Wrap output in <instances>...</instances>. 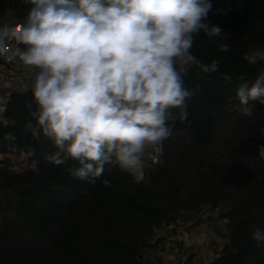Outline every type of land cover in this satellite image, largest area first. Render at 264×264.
I'll use <instances>...</instances> for the list:
<instances>
[{
    "label": "trees",
    "instance_id": "trees-1",
    "mask_svg": "<svg viewBox=\"0 0 264 264\" xmlns=\"http://www.w3.org/2000/svg\"><path fill=\"white\" fill-rule=\"evenodd\" d=\"M210 2L207 22L226 39L201 33L191 51L217 68H189L187 119L169 121L171 135L139 183L119 165L106 164L89 182L69 173L71 159L48 162L52 142L24 130L31 87L12 91L0 113V264H163L159 232L180 221L224 234L209 264H264V243L252 238L255 227L264 230V105L250 101L253 116H245L236 96L240 83L251 86L264 73V61L243 59L264 48V0ZM220 43L229 51H219Z\"/></svg>",
    "mask_w": 264,
    "mask_h": 264
},
{
    "label": "clouds",
    "instance_id": "clouds-1",
    "mask_svg": "<svg viewBox=\"0 0 264 264\" xmlns=\"http://www.w3.org/2000/svg\"><path fill=\"white\" fill-rule=\"evenodd\" d=\"M24 2L30 7L21 23L0 25V57L30 72L25 132L52 142L57 150L45 157L48 162L75 161L68 169L75 178L94 182L106 164H114L141 182L143 159L170 137L169 121L187 119L189 68L196 65L204 74L217 68L191 51L201 33L216 38L224 32L207 22L210 0ZM230 47L220 43L219 51ZM243 59L264 61V48ZM236 96L238 110L253 116L249 102L264 105V73L251 86L240 83ZM30 152L35 155V148ZM258 154L264 157V146ZM32 169L39 171L37 160ZM252 238L264 243V230L255 227Z\"/></svg>",
    "mask_w": 264,
    "mask_h": 264
},
{
    "label": "rangeland",
    "instance_id": "rangeland-1",
    "mask_svg": "<svg viewBox=\"0 0 264 264\" xmlns=\"http://www.w3.org/2000/svg\"><path fill=\"white\" fill-rule=\"evenodd\" d=\"M161 153V146L151 149L143 159L144 166L151 159H157ZM15 160L17 157L12 156ZM207 215V214H204ZM189 223L178 222L170 224L160 230L159 235H164L163 250L159 252L163 264H185L189 257L196 255L195 264H209L211 257L216 254L226 237L218 234L213 227L206 223L198 226L197 231H190Z\"/></svg>",
    "mask_w": 264,
    "mask_h": 264
},
{
    "label": "built area",
    "instance_id": "built-area-1",
    "mask_svg": "<svg viewBox=\"0 0 264 264\" xmlns=\"http://www.w3.org/2000/svg\"><path fill=\"white\" fill-rule=\"evenodd\" d=\"M24 0H6L4 9L7 13L18 9V16L10 25L21 23L27 15ZM16 45L15 41L10 42V47ZM31 82L29 70L19 62H8L4 57H0V113H2L11 97L13 90L17 87L27 85Z\"/></svg>",
    "mask_w": 264,
    "mask_h": 264
},
{
    "label": "crops",
    "instance_id": "crops-1",
    "mask_svg": "<svg viewBox=\"0 0 264 264\" xmlns=\"http://www.w3.org/2000/svg\"><path fill=\"white\" fill-rule=\"evenodd\" d=\"M30 5H26L25 7V10L28 11ZM18 12L19 10L18 9H15L13 10L11 13H7L4 9V6L0 8V25H3V24H10L13 20H15L18 16ZM31 83L30 82L29 84L27 85H24V86H21V87H17L18 90H24L28 87H31ZM198 227H195V228H189V230L192 232V231H197ZM221 248V247H220ZM216 254H214V256H216ZM213 256V257H214ZM213 257H211L210 261L213 259ZM196 262V255L192 256V257H188V259L186 260V263L185 264H195Z\"/></svg>",
    "mask_w": 264,
    "mask_h": 264
}]
</instances>
